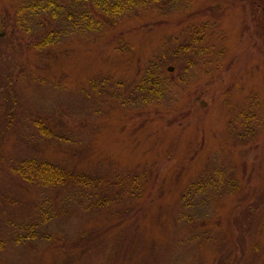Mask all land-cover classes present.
Instances as JSON below:
<instances>
[{
  "label": "rangeland",
  "instance_id": "374dc122",
  "mask_svg": "<svg viewBox=\"0 0 264 264\" xmlns=\"http://www.w3.org/2000/svg\"><path fill=\"white\" fill-rule=\"evenodd\" d=\"M84 1L0 0V264H264L249 0H145L99 26ZM26 158L82 179L28 185Z\"/></svg>",
  "mask_w": 264,
  "mask_h": 264
},
{
  "label": "trees",
  "instance_id": "16d2710c",
  "mask_svg": "<svg viewBox=\"0 0 264 264\" xmlns=\"http://www.w3.org/2000/svg\"><path fill=\"white\" fill-rule=\"evenodd\" d=\"M84 1V0H83ZM89 1L91 6L86 10V18L89 19L90 24L93 26H99L100 21L96 17L105 19H113L119 14L133 10V7L142 4L145 0H85ZM251 7L254 10V21L258 24H262L260 29L264 31V0H249ZM52 2H49L51 4ZM60 8L51 10L50 15L52 19L56 20V17L60 14ZM32 10L34 11L33 7ZM161 22L155 23L160 24ZM4 27L6 25L4 24ZM48 35L45 36V39ZM47 40V39H46ZM139 86V85H138ZM16 175L20 180L28 185H35L44 188L61 187L70 180L75 179L79 181L81 175L75 178L73 172L66 171L63 165H59L54 162L45 160H39L36 158H26L20 162L19 165L13 167ZM60 185V186H59ZM97 234V233H96ZM98 235L90 236V239H97ZM82 241L83 237L81 238ZM3 239L0 237V250L2 249Z\"/></svg>",
  "mask_w": 264,
  "mask_h": 264
}]
</instances>
